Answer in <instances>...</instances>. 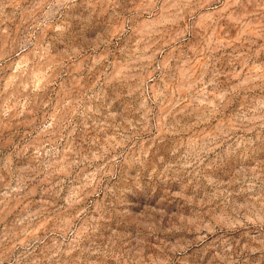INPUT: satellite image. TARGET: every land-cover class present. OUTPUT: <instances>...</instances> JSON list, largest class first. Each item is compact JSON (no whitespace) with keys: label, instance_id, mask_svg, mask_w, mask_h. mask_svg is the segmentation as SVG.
Returning <instances> with one entry per match:
<instances>
[{"label":"clouds","instance_id":"clouds-1","mask_svg":"<svg viewBox=\"0 0 264 264\" xmlns=\"http://www.w3.org/2000/svg\"><path fill=\"white\" fill-rule=\"evenodd\" d=\"M0 264H264V0H0Z\"/></svg>","mask_w":264,"mask_h":264}]
</instances>
